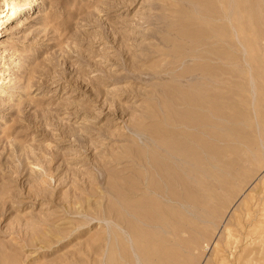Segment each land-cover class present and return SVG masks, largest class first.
<instances>
[{
  "label": "rangeland",
  "instance_id": "obj_1",
  "mask_svg": "<svg viewBox=\"0 0 264 264\" xmlns=\"http://www.w3.org/2000/svg\"><path fill=\"white\" fill-rule=\"evenodd\" d=\"M2 11L0 264L264 261V0Z\"/></svg>",
  "mask_w": 264,
  "mask_h": 264
},
{
  "label": "bare ground",
  "instance_id": "obj_2",
  "mask_svg": "<svg viewBox=\"0 0 264 264\" xmlns=\"http://www.w3.org/2000/svg\"><path fill=\"white\" fill-rule=\"evenodd\" d=\"M31 6H28L27 9H29ZM8 17V19H13V15H12V12H0V19H4ZM256 227V226H255ZM227 229V228H226ZM230 229V228H229ZM229 229H227L229 231ZM230 232V231H229ZM254 232V231H253ZM230 234H232L230 232ZM233 235V234H232ZM232 237V236H231ZM234 237V236H233ZM228 238V237H226ZM229 240V242L233 239H227ZM226 240V241H227ZM228 242V241H227ZM254 242V241H253ZM253 242H250L249 245H252ZM231 243V242H230ZM223 248V247H222ZM251 248V249H250ZM229 250V249H228ZM232 250V249H231ZM215 251V249H214ZM248 251H251V252H248ZM232 253V252H231ZM234 253V252H233ZM226 254V253H225ZM261 254V250L259 249H256V248H252V247H248V248H245L242 249L241 253L239 254L237 260L235 261V264H264V261H262V256L260 255ZM215 255V254H214ZM232 256H234L233 254H231ZM230 255V256H231ZM222 257V256H221ZM225 257V256H223ZM221 259V258H220ZM224 259V258H223ZM223 259H221L223 261ZM217 260V259H216ZM228 261V259H226ZM222 261H220L222 263ZM225 261V260H224ZM220 262H218L217 264H221ZM230 259H229V263H230ZM226 262H224L225 264ZM228 263V262H227ZM228 263V264H229ZM223 264V263H222ZM231 264V263H230Z\"/></svg>",
  "mask_w": 264,
  "mask_h": 264
}]
</instances>
